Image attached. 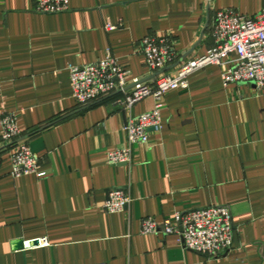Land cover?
I'll return each instance as SVG.
<instances>
[{
	"label": "crops",
	"instance_id": "0c3cea01",
	"mask_svg": "<svg viewBox=\"0 0 264 264\" xmlns=\"http://www.w3.org/2000/svg\"><path fill=\"white\" fill-rule=\"evenodd\" d=\"M67 2L65 12L41 14L36 0H0V119L15 115L45 173L13 178L0 143V264H264V90L224 87L218 66L193 73L186 90L164 95L160 130L132 146L129 164L113 166L107 154L126 146L125 124L153 100L129 110L114 97L79 106L69 74L110 53L127 81L152 84L140 41L169 34L175 60L165 73L175 76L214 46L218 11L255 17L264 0ZM112 189L130 197L123 212L102 209ZM210 206L231 215L232 245L218 258L140 232L146 218ZM42 239L46 246L29 245ZM17 240L25 248L15 250Z\"/></svg>",
	"mask_w": 264,
	"mask_h": 264
},
{
	"label": "built area",
	"instance_id": "2783aa9c",
	"mask_svg": "<svg viewBox=\"0 0 264 264\" xmlns=\"http://www.w3.org/2000/svg\"><path fill=\"white\" fill-rule=\"evenodd\" d=\"M67 9V0H36L37 13L57 14ZM114 28L106 25L107 30ZM213 38L214 46L203 55L181 63L175 76L165 73L175 60L171 36L143 38L139 45L145 66L157 74L152 84L139 79L127 81V72L119 67L110 53L96 63L69 68L72 98L79 106L114 97L117 106L129 110L146 98L153 100L152 110L127 121L124 127L127 144L107 154L108 164L116 166L131 162L132 146L147 144L149 133L161 128L164 95L171 90H186L189 76L199 70L218 66L224 87L252 84L256 91L264 90V10L255 17L242 16L230 9L218 11ZM0 129V143L9 152L12 164L11 176L44 177L45 173L38 171L40 158L20 140L15 115H3ZM129 202L130 197L123 190H108L102 209L108 214L123 212ZM140 232L143 235H174L184 250L211 259L227 253L233 239L231 215L225 206L176 213L172 220L165 219L161 223L146 218L141 223ZM46 245L45 239L38 240V246Z\"/></svg>",
	"mask_w": 264,
	"mask_h": 264
},
{
	"label": "water",
	"instance_id": "95a60500",
	"mask_svg": "<svg viewBox=\"0 0 264 264\" xmlns=\"http://www.w3.org/2000/svg\"><path fill=\"white\" fill-rule=\"evenodd\" d=\"M29 245L30 246L38 245V240L30 242ZM12 246L15 250L23 249V248H25V242L23 240H17V241L12 243Z\"/></svg>",
	"mask_w": 264,
	"mask_h": 264
}]
</instances>
